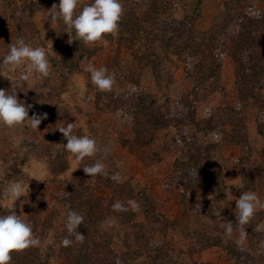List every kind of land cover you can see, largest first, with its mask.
<instances>
[{
    "label": "rangeland",
    "instance_id": "rangeland-1",
    "mask_svg": "<svg viewBox=\"0 0 264 264\" xmlns=\"http://www.w3.org/2000/svg\"><path fill=\"white\" fill-rule=\"evenodd\" d=\"M89 2L80 0V5ZM122 2L118 31L104 37L107 43L86 44L62 20L51 21L57 11L51 8L59 0H0V61L22 38L44 47L52 65L48 77L31 73L21 81L26 65L0 64V89L17 91L18 99L32 104L29 117L47 113L37 130L30 123L0 125V215L14 210L41 241L13 252L11 264H264V134L257 123L264 104L256 102L264 96V80L256 98L237 99L229 45L221 64V91L201 98L191 111L186 104L193 85L185 71L200 67L167 44L170 27L184 18L195 15L192 27L204 33L223 5L254 18L256 12L264 14V0ZM88 64L115 74L111 91L96 88L85 71ZM223 104L242 112L241 129L236 125L233 134L230 126H211L205 133L197 124L177 126L189 116L195 123L205 121ZM165 117L167 127L160 124ZM67 122L75 124V134L90 135L109 151L77 161L58 131ZM180 130L194 137L188 151L178 138ZM237 135L242 136L237 143L245 142L230 140ZM200 151L198 163L209 166L212 189L210 195L194 190L184 202L186 189L169 177L177 162ZM96 159H103L107 175L88 177L83 168ZM14 180L29 181V192L10 209L2 197ZM243 191L255 192L261 205L243 225L247 236L241 240L235 200ZM116 201L128 211H114ZM199 201L208 202L213 216L193 211ZM69 210L84 216L77 231L85 240L64 247ZM226 222L233 223L231 235L225 233Z\"/></svg>",
    "mask_w": 264,
    "mask_h": 264
},
{
    "label": "clouds",
    "instance_id": "clouds-1",
    "mask_svg": "<svg viewBox=\"0 0 264 264\" xmlns=\"http://www.w3.org/2000/svg\"><path fill=\"white\" fill-rule=\"evenodd\" d=\"M79 8V11L77 9ZM51 9H56L54 15L50 17L52 22L62 20L65 27L74 31L75 36L84 43L102 42L107 43L104 37L107 34H115L118 31L119 22L124 12L122 0H90L89 3L81 7L80 0H59L58 5L54 4ZM259 16L260 13L256 12ZM52 52L57 55L53 49ZM5 67H27V73L21 72V81L29 80V74L37 73L41 77H48L52 65L49 60L48 51L44 47H33L25 42L24 39H17L15 44L9 45V51L0 61ZM85 71L90 73L91 81L96 88L102 92H109L115 84V74L110 73L106 67H95L88 64ZM33 105L26 103L25 100L17 98V91L0 89V125L8 128L30 123V126L37 130L41 122L47 119V113L33 112L29 117V111ZM129 122L131 117L125 116ZM75 124L66 123L58 131L62 133L67 141L64 144L65 150L73 154L77 161L86 157H93L98 152L107 153L108 148L98 147L96 140L90 135H77L74 133ZM220 139L219 133H213ZM83 172L88 177L97 175H107L106 165L103 159H96L95 162L83 168ZM117 174L113 179L118 178ZM192 175L197 176V170L192 171ZM29 192V181H11L4 190L3 201L10 208L14 209L16 202L27 196ZM67 194V193H66ZM261 205L258 195L253 191H243L238 199L235 200V208L238 210V224L240 226V238L245 239L247 232L243 225L247 224L253 217L257 207ZM113 210L126 212L125 205L116 201ZM84 222V216L76 211L69 210L66 216L65 228L68 236L61 244L69 247L73 243H83L85 235L77 231L78 226ZM225 233L231 235L233 223L226 222ZM72 237V238H69ZM41 241L33 234L31 223L27 222L14 210L7 214L0 215V264H11L12 253L23 251L28 248L38 247ZM53 243L49 240V244Z\"/></svg>",
    "mask_w": 264,
    "mask_h": 264
},
{
    "label": "trees",
    "instance_id": "trees-1",
    "mask_svg": "<svg viewBox=\"0 0 264 264\" xmlns=\"http://www.w3.org/2000/svg\"><path fill=\"white\" fill-rule=\"evenodd\" d=\"M223 6L225 9L223 7L220 9L221 11L214 20L210 31L199 34L195 32L192 27L195 15L184 18L182 22L175 23L169 29L168 49L179 56L186 54L190 60L196 59L197 65L200 67L194 72L187 69L185 71L187 79L193 85L189 102L186 104L191 111H194L192 105L198 103L201 98L206 99V95L209 93L221 91V64L223 54L228 50L229 45L232 47L231 57L234 61L236 98L243 99L242 101L245 102L253 100L257 97L258 86L264 80V14L252 18L241 15L234 5L230 9H227L225 5ZM256 102L264 104V96ZM156 114L159 117L163 116L160 111ZM241 114L239 108L223 104V106L214 109L205 121L195 123L192 119L193 116H189L186 120L178 121L177 126L185 127V123H192L195 127L197 124L204 126L203 133L211 126L216 128L230 126L233 130L231 134H233L237 126L240 127L241 125L238 120L241 119ZM157 115H155L156 118H158ZM161 122L162 125L168 126L169 124L166 117ZM257 123L260 126L261 134H264V107L260 109ZM239 136L231 137L230 140L234 139L233 141L237 143L235 138ZM178 138L181 140L184 149L188 151L186 147L188 143L191 144L194 137H190L180 130ZM240 140L245 142L244 139H239L237 145L241 144ZM203 152L200 151L198 154L191 152L183 162H177L178 169L169 177L171 184L186 189L184 190L185 196H183L184 202H187L186 199L188 198L186 197L190 196L194 190L204 191L210 195L212 189L210 168L198 163L197 159ZM193 170H197V176L192 175ZM210 209L208 202L199 201L193 211L201 212L202 215L213 216Z\"/></svg>",
    "mask_w": 264,
    "mask_h": 264
}]
</instances>
